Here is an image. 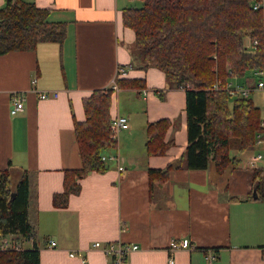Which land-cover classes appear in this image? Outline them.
Instances as JSON below:
<instances>
[{"label": "crops", "instance_id": "obj_1", "mask_svg": "<svg viewBox=\"0 0 264 264\" xmlns=\"http://www.w3.org/2000/svg\"><path fill=\"white\" fill-rule=\"evenodd\" d=\"M26 1L49 8L47 19L65 21L67 28L61 44L40 42L33 50L0 54V167L9 165L12 183L23 169L31 177L34 239L19 246L35 242L40 264H109L111 256L94 241L136 244L119 264H166L170 253L174 264H264V199L255 197L252 183L253 169L264 167V134L250 149L230 150L239 158L233 168H172L150 189L147 168L177 160L186 145L185 94L169 87L159 69L130 65L134 32L121 20L129 0ZM120 66L125 73L119 75L143 77L145 87L113 93L112 114L128 118L105 151L118 158L81 178L80 191L65 207H54L64 169L80 164L73 120L84 118L82 98L112 85ZM44 89L57 96L39 98ZM13 93L24 96V108L11 114ZM159 117L176 120L166 132L174 143L162 155L147 156L145 124ZM182 238L191 246L170 252Z\"/></svg>", "mask_w": 264, "mask_h": 264}, {"label": "trees", "instance_id": "obj_2", "mask_svg": "<svg viewBox=\"0 0 264 264\" xmlns=\"http://www.w3.org/2000/svg\"><path fill=\"white\" fill-rule=\"evenodd\" d=\"M254 1L141 0L140 6L122 8V24L133 30V46L141 60L135 64L131 59L130 65L159 69L169 87L182 88L185 94L186 145L177 160L162 168H147L150 189L155 181L165 180L172 168L202 169L210 163L217 173L233 168L239 158L230 150L250 149L257 133L264 134L260 124L264 116L250 95L228 91L229 82L252 83H245L252 71L264 68V7L254 9ZM48 11L33 1L6 0L0 6V54L33 50L40 42L61 44L66 22L48 20ZM114 84L141 90L145 79L116 74ZM114 92L110 84L82 98L84 118L73 120L80 164L64 169L62 190L52 195L54 207H65L69 195L80 191L81 178L107 168L101 156L116 144L110 129ZM175 123L159 117L145 124L147 156L162 155L174 143L166 132ZM252 183L255 197L264 199L263 166L253 169ZM30 184L28 170H21L12 183L9 165L0 167V242L13 235L12 247H0V264H40L35 242L31 248L19 246L34 239L28 221ZM112 259L109 264H116Z\"/></svg>", "mask_w": 264, "mask_h": 264}, {"label": "built area", "instance_id": "obj_3", "mask_svg": "<svg viewBox=\"0 0 264 264\" xmlns=\"http://www.w3.org/2000/svg\"><path fill=\"white\" fill-rule=\"evenodd\" d=\"M253 8H258V7H264V0H257L254 1L253 3ZM253 43H256V40H253ZM116 73L119 74H124L125 69L124 67H118ZM252 77L253 81L252 83L249 84H239V83H231L229 82V88L228 91L230 94H237V95H250V92L254 89H261L264 91V68L261 69H256L252 71ZM256 77V80H255ZM35 80L33 79L32 82ZM113 89L117 90L116 84H114V81L112 83ZM39 98H47V97H55L57 96V91L56 90H41L38 92ZM11 108H10V113L14 114L18 111H21L24 108V96L21 93H13L11 97ZM261 125H264V119L261 120L260 122ZM128 127V118L125 115L118 114L112 117L110 121V129H111V134L112 137L116 138L118 132L121 129L127 128ZM263 133L259 131L257 133V138L256 142L261 141ZM102 159L105 161L109 160H114L117 159L118 157L114 153H109V154H103ZM261 154L258 153L256 154V158H260ZM253 164V161L251 162ZM119 169L122 168V166H118ZM55 242L53 240L49 241V245H54ZM93 246L95 247H100L102 251L111 257H113V262L116 264H119L120 262L123 261L124 257H126V254L128 253L129 250L135 249L137 247L136 244H131V245H126L122 243H118L115 241H109L106 244H101L99 241H94L92 243ZM189 240L187 238H182L178 243L172 242V245L168 249L170 252L174 250L175 248H180V247H190ZM0 247L1 248H8L12 247L10 241L7 238H2L0 242ZM73 253H70L72 255ZM211 257V255H210ZM82 261H85V259H82ZM166 264H174V256L170 253L167 258H166Z\"/></svg>", "mask_w": 264, "mask_h": 264}, {"label": "rangeland", "instance_id": "obj_4", "mask_svg": "<svg viewBox=\"0 0 264 264\" xmlns=\"http://www.w3.org/2000/svg\"><path fill=\"white\" fill-rule=\"evenodd\" d=\"M128 5H132V6H140L141 5V0H129V3ZM134 44L130 45L129 49L132 50V55L130 56L131 59H133L134 63L136 64H140L141 63V60L138 58L137 56V49L135 48V46H133ZM248 80L250 82L253 81V77L250 78V76L248 77L247 79V82ZM255 80H256V77H255ZM246 82V83H247ZM250 97L253 99L254 103L260 107L261 109V113L262 115L264 116V91L261 90V89H257V88H254L251 92H250ZM126 102V101H125ZM135 108V107H133ZM139 112L136 114L137 117H139ZM232 153L235 152V149H232L231 150ZM112 152V151H111ZM245 153V152H244ZM243 153V154H244ZM246 154H249V151H246ZM12 176V175H11ZM8 239V238H7ZM9 240V239H8ZM10 241V240H9Z\"/></svg>", "mask_w": 264, "mask_h": 264}]
</instances>
